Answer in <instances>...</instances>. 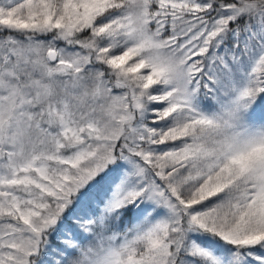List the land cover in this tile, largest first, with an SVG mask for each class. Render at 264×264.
<instances>
[{
	"label": "snow or ice",
	"instance_id": "obj_1",
	"mask_svg": "<svg viewBox=\"0 0 264 264\" xmlns=\"http://www.w3.org/2000/svg\"><path fill=\"white\" fill-rule=\"evenodd\" d=\"M0 264H264V0H0Z\"/></svg>",
	"mask_w": 264,
	"mask_h": 264
}]
</instances>
